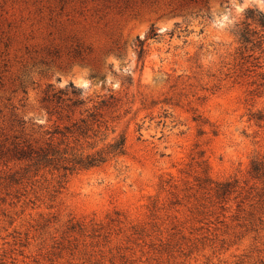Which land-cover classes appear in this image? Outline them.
I'll return each instance as SVG.
<instances>
[{
	"label": "rangeland",
	"instance_id": "rangeland-1",
	"mask_svg": "<svg viewBox=\"0 0 264 264\" xmlns=\"http://www.w3.org/2000/svg\"><path fill=\"white\" fill-rule=\"evenodd\" d=\"M248 7L264 0H0V264H264ZM61 90L106 99L126 153L66 175L16 159Z\"/></svg>",
	"mask_w": 264,
	"mask_h": 264
},
{
	"label": "trees",
	"instance_id": "trees-1",
	"mask_svg": "<svg viewBox=\"0 0 264 264\" xmlns=\"http://www.w3.org/2000/svg\"><path fill=\"white\" fill-rule=\"evenodd\" d=\"M236 33L244 45L253 43L261 48L264 44V11L258 7H248L245 20ZM70 85L74 86L73 83ZM79 91L82 93L81 89ZM63 94L61 90L47 96L52 102L48 112L51 117L56 116V120L45 132L44 139L15 144L16 159L27 161L37 170L63 171L66 175L100 167L126 153L124 135L109 139L110 128L103 112L108 105L106 99L93 106H89L83 97L69 98L71 103L64 104L66 99ZM251 119L264 121V111L254 113ZM259 170V167H254L257 174ZM221 184L228 185L230 182ZM226 192L228 189L221 191L222 194Z\"/></svg>",
	"mask_w": 264,
	"mask_h": 264
}]
</instances>
